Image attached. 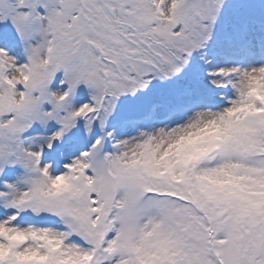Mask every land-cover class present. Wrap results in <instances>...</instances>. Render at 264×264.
I'll return each instance as SVG.
<instances>
[{"label":"snow or ice","instance_id":"obj_1","mask_svg":"<svg viewBox=\"0 0 264 264\" xmlns=\"http://www.w3.org/2000/svg\"><path fill=\"white\" fill-rule=\"evenodd\" d=\"M0 264H264V0H0Z\"/></svg>","mask_w":264,"mask_h":264}]
</instances>
